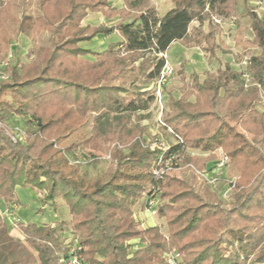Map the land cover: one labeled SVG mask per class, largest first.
I'll return each mask as SVG.
<instances>
[{
    "label": "trees",
    "instance_id": "16d2710c",
    "mask_svg": "<svg viewBox=\"0 0 264 264\" xmlns=\"http://www.w3.org/2000/svg\"><path fill=\"white\" fill-rule=\"evenodd\" d=\"M169 1L160 16L151 0H121V8L109 0H34L36 12L31 0H20L17 14L14 0H0V56L18 35L33 41L28 54L34 56L27 62L17 56L0 80V264H62L74 238L81 264H169L163 255L173 248L183 264H264V108L257 109L264 99V14L248 0L239 17L248 18L251 39L238 26L234 40L242 51L254 50L244 69L225 63L201 80L192 73L190 82L181 80L180 96L168 97L163 117L168 133L182 139L169 141L165 154L188 147L208 152L185 155L189 170L205 169L224 149L239 171L230 202L223 205L207 184L196 188L169 175L158 182L163 202L157 206L167 233L134 219L135 205L156 183L161 152L146 142L154 135L141 120L155 102L162 54L172 42L199 46L210 57L228 52L213 17L238 14V0ZM90 12L118 20L82 24ZM41 33L49 44L34 42ZM110 34L117 38L100 50L84 45ZM239 110L233 125L227 117ZM12 116L25 121L22 139L8 125ZM89 120L88 133L63 144ZM86 148L108 149L106 170L90 175L72 162L84 159ZM18 186L30 187L43 206L61 197L70 219L9 223L2 213L19 205Z\"/></svg>",
    "mask_w": 264,
    "mask_h": 264
},
{
    "label": "rangeland",
    "instance_id": "374dc122",
    "mask_svg": "<svg viewBox=\"0 0 264 264\" xmlns=\"http://www.w3.org/2000/svg\"><path fill=\"white\" fill-rule=\"evenodd\" d=\"M17 3V6L14 7L13 11L17 14L21 4L20 0H14ZM112 5H116L118 7H122L121 0H109ZM151 3L156 7L157 12L160 16H162L166 11L169 5L172 3L169 0H151ZM170 3V4H169ZM248 4L252 6L258 15L262 16L264 14V0H248ZM29 10L32 12H36V6L34 0H31V4ZM243 11L242 0H238L237 12L235 16L230 18H219L220 19L216 24L219 27V37L218 41H220L221 48L228 49V52H222L218 50L214 57H210L208 53L200 48L199 46L185 48L180 44L174 43L171 46V49L167 52H164L162 56L167 61L168 65L172 69L171 75L168 77L167 81L162 87L161 91V102L155 101L152 107L148 110L150 111L148 117H145L141 120V123L148 125V131L151 135L157 139L164 140V142H174V137L168 133L171 127L167 125L163 117L165 112L167 111V99L168 97L180 96L179 87L181 85V80L184 79L186 82H190L192 79V73H197L199 79L201 80L204 77L205 71H214L217 67L223 66L225 63H229L233 68L237 70H243L245 67L246 59L250 56L252 52H254L253 48H249L245 51H242L240 46L235 45V35L237 31V27L240 26L242 28V34L245 39H251V30L249 28V20L247 17H239V13ZM118 20L117 17L107 19L99 12H90L88 15L82 20V24H90V25H98L104 24L108 25L116 22ZM214 20V19H213ZM195 24V23H193ZM204 29L207 30V22L203 25ZM117 37L114 34L110 35H98L93 38L91 42L84 43L86 47L89 45L95 49L100 50L105 47L107 41L116 39ZM35 43L47 45L50 43L48 33H41L35 37ZM33 41L24 35H18L13 38L9 45L8 49L4 55L0 56V62L6 60L9 55V61L6 67L0 68V80L5 79L1 78V73L3 72L4 76H8V67L15 63V58L19 56V58L23 62L30 61L34 58L33 54H28L30 48L32 47ZM92 44V45H91ZM162 105V106H160ZM264 108V99L262 104L257 106L258 110H263ZM145 113V112H143ZM241 111L239 110L235 115L227 117L229 122L233 125H237V121ZM159 117V118H158ZM160 119V120H159ZM163 123V124H162ZM91 121L89 120L86 125L75 132L72 136H70L64 145L69 141H79L81 135L89 132ZM8 125L14 131L19 132L25 129V121L20 116H12L8 119ZM30 128V127H29ZM33 128V126H31ZM28 127L26 128V130ZM29 130V129H28ZM27 130V131H28ZM152 137L146 140V142H153L156 139ZM60 144V143H59ZM61 145V144H60ZM107 146V145H106ZM106 148V147H105ZM107 150V151H106ZM189 153H185L181 160L174 165V167L165 174L164 180L166 176H177L182 178L189 179L196 188L202 186V184H207L210 188L217 192L218 198L221 200L223 205H227L231 200V195L234 192V188L236 182L239 178V171L237 168H233L230 162L228 155L225 153L224 149L218 148L215 151V158L211 162L208 163L207 167L202 170H196L193 168L189 170L187 167H190V164L183 165L185 155L189 154L191 156H199L203 157L208 154V152L201 151L199 149H187ZM106 151V152H105ZM87 154L95 155L98 157L97 162L94 163L93 159L90 161L84 159L82 163V167L88 171L90 175L95 173H101L111 164L110 154L108 149H105L102 152L85 149ZM224 155L225 161L222 166H215V161L221 156ZM94 163V164H93ZM162 179V180H163ZM211 179H213L211 181ZM163 180V181H164ZM16 197L18 198L19 205H12V209L8 211V216H5L6 221L12 224H17L19 219L28 220L33 222H57L61 219H70V215L68 213V208L61 197L57 198V202L54 206L51 205H41L38 199V194L35 193L30 187L18 186L15 189ZM159 196V195H158ZM160 197V196H159ZM158 197L157 204L153 208L154 211L147 213L145 210V204L143 199L138 202L134 207V219L138 220L141 226H150L154 224L160 225L161 231L166 234L167 226L164 219L159 218L157 215V206L163 202L162 198ZM3 203L0 202V209L3 210ZM4 212V211H3ZM10 234L16 236L18 235L16 226H10ZM67 233V232H66ZM65 233V235H67Z\"/></svg>",
    "mask_w": 264,
    "mask_h": 264
},
{
    "label": "built area",
    "instance_id": "2783aa9c",
    "mask_svg": "<svg viewBox=\"0 0 264 264\" xmlns=\"http://www.w3.org/2000/svg\"><path fill=\"white\" fill-rule=\"evenodd\" d=\"M221 18V17H219ZM214 21H219L220 19H218L217 17H213ZM11 56V54L9 55V57ZM9 57L6 60H3L0 62V68H5L6 65L8 64L9 61ZM172 73V69L171 67L168 65L167 61L165 60V63L161 69L160 75L158 77L157 83H156V89H155V101L161 102V91H162V87L165 84V82L167 81L168 77L171 75ZM1 78H6V76H4L3 72L1 73ZM162 106V105H160ZM159 118V117H158ZM160 120V119H159ZM169 131H171V129H169ZM15 134L18 136V139H22L23 133L22 131L16 132ZM15 137V135H14ZM174 143H182V139L179 136L174 137ZM150 147H157L160 150V155L159 158L157 160L156 166L153 169V175L154 178L156 180V183L153 185L150 193L146 196L145 200H144V204H145V210L147 213L154 211V207L157 204L158 201V194H159V184L158 182L161 181L164 178V175L169 172L174 165H176L182 157V153H189L188 150L184 149V150H179V151H175V152H168L167 154H165L169 147H170V143L168 142H164V140L161 139H156L155 141H153L150 144ZM87 160H91V154H87V156L84 158ZM84 159L82 160H78L75 159L72 162H84ZM225 161V157L224 155H221L215 162V166H222L223 163ZM213 179H211L212 181ZM3 214H5V216H8V211H4ZM80 249V246H77V241L74 238V251L72 252V255L70 257H68L67 259H63L61 260L62 264H81L80 263V254H78V250ZM163 258L165 261H167L169 264H183L182 261V256L181 254L176 250V249H171L170 251H167L166 253H164Z\"/></svg>",
    "mask_w": 264,
    "mask_h": 264
},
{
    "label": "crops",
    "instance_id": "0c3cea01",
    "mask_svg": "<svg viewBox=\"0 0 264 264\" xmlns=\"http://www.w3.org/2000/svg\"><path fill=\"white\" fill-rule=\"evenodd\" d=\"M169 4H170V3H169ZM171 6H172V5H169V7H168L167 9H169ZM113 40H115V39H113ZM113 40H110V41L105 42L106 45H107L109 42H112ZM174 43L179 44L178 42H172L171 45L167 48V50H166L165 52L169 51V50L171 49V46H172ZM91 45H92V44H91ZM88 47L91 48V49H93L90 45H89ZM101 49H102V48H101ZM93 50H95V49H93Z\"/></svg>",
    "mask_w": 264,
    "mask_h": 264
}]
</instances>
